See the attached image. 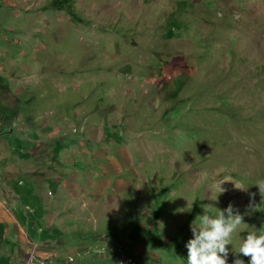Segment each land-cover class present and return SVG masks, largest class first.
<instances>
[{
	"label": "rangeland",
	"instance_id": "obj_1",
	"mask_svg": "<svg viewBox=\"0 0 264 264\" xmlns=\"http://www.w3.org/2000/svg\"><path fill=\"white\" fill-rule=\"evenodd\" d=\"M259 179L264 0H0V264H184L229 203L232 264Z\"/></svg>",
	"mask_w": 264,
	"mask_h": 264
},
{
	"label": "clouds",
	"instance_id": "obj_2",
	"mask_svg": "<svg viewBox=\"0 0 264 264\" xmlns=\"http://www.w3.org/2000/svg\"><path fill=\"white\" fill-rule=\"evenodd\" d=\"M260 194H264V179L257 180ZM254 194H249L250 199ZM203 206V214L190 224L191 238L184 247L187 249L184 264H228V245H232L233 234L244 224L243 216L234 206L229 205L224 209ZM246 237L239 239L235 250L236 255L232 264H245L239 254L249 257L247 264H264V227L261 229L250 228Z\"/></svg>",
	"mask_w": 264,
	"mask_h": 264
},
{
	"label": "crops",
	"instance_id": "obj_3",
	"mask_svg": "<svg viewBox=\"0 0 264 264\" xmlns=\"http://www.w3.org/2000/svg\"><path fill=\"white\" fill-rule=\"evenodd\" d=\"M8 203L9 202H8V200L6 198H0V205L6 206ZM0 222H2V223L9 222L8 216H7V218L4 216L3 220L2 221L0 220Z\"/></svg>",
	"mask_w": 264,
	"mask_h": 264
}]
</instances>
